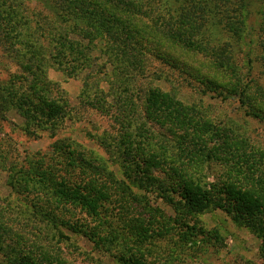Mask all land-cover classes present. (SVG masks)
Wrapping results in <instances>:
<instances>
[{"label": "trees", "instance_id": "1", "mask_svg": "<svg viewBox=\"0 0 264 264\" xmlns=\"http://www.w3.org/2000/svg\"><path fill=\"white\" fill-rule=\"evenodd\" d=\"M34 1L50 21L0 0V51L18 68L0 82V123L12 114L26 137L54 141L20 158L0 139V264L201 261L223 241L199 219L211 211L257 238L264 264V151L172 85L178 72L264 123V87L250 79L264 72V0ZM54 69L83 76L81 108L112 121L103 156L56 137L71 110ZM80 239L90 250L74 255Z\"/></svg>", "mask_w": 264, "mask_h": 264}, {"label": "rangeland", "instance_id": "2", "mask_svg": "<svg viewBox=\"0 0 264 264\" xmlns=\"http://www.w3.org/2000/svg\"><path fill=\"white\" fill-rule=\"evenodd\" d=\"M22 8H28L30 11H39L43 18L51 20V17L45 10L36 4L34 0H20ZM46 24V22H44ZM247 50L238 54L239 56H246ZM97 67L94 66L93 70ZM18 68L15 61L4 55L0 51V82L7 78L8 74L16 73ZM169 71V70H167ZM92 72V70H91ZM48 79L56 83L60 90L64 92L68 100L71 117L63 123V127L59 130L56 137H69L78 141L82 145L90 148L103 156L98 150L97 138L101 137L103 133L109 132L112 136L115 135V127L112 121L104 116H100L90 109H84L80 106L79 93L82 87L83 76L70 78L60 71L49 70ZM84 75V74H83ZM180 74L177 72L173 75L172 85L179 88L180 92L185 96L184 100L193 101L198 105L203 104V109L218 122H227L231 120L234 124L242 126L243 131L249 138L250 144L256 148L264 151V123L244 118L243 110L238 106V103L230 98L224 102L220 100L214 93L204 94L201 92L200 86L188 81H182ZM250 79L253 82L264 87V72L260 67H255L250 74ZM164 90H168L169 86L162 81L156 82ZM21 120L18 117L10 114L7 122L0 123V139L4 140L9 150L16 152L22 158L25 153L45 152L48 151L52 145L54 138L48 133H42L39 137L33 139L23 135L16 125H20ZM106 157V156H105ZM213 178L216 175H212ZM5 173L0 170V194L5 197L8 194V189L5 187ZM157 204L168 214H172L171 209L157 201ZM207 230L217 229L223 241L219 250L209 249L204 254L201 261H192L189 264H260L258 258V248L260 242L249 231L239 228L234 224L230 217L222 211H211L199 217ZM77 253L89 252L90 246L84 240H79ZM203 256V255H202ZM82 260V256L77 257ZM100 256L95 255V260ZM104 264H116L112 259L102 257Z\"/></svg>", "mask_w": 264, "mask_h": 264}]
</instances>
